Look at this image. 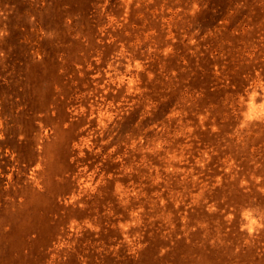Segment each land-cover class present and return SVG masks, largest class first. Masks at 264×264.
Returning a JSON list of instances; mask_svg holds the SVG:
<instances>
[{
  "label": "rangeland",
  "instance_id": "1",
  "mask_svg": "<svg viewBox=\"0 0 264 264\" xmlns=\"http://www.w3.org/2000/svg\"><path fill=\"white\" fill-rule=\"evenodd\" d=\"M0 264H264V0H0Z\"/></svg>",
  "mask_w": 264,
  "mask_h": 264
}]
</instances>
